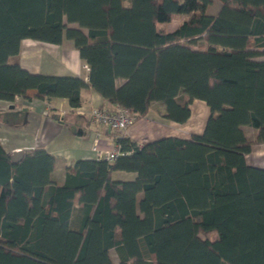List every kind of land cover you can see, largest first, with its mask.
Segmentation results:
<instances>
[{"label":"trees","instance_id":"trees-1","mask_svg":"<svg viewBox=\"0 0 264 264\" xmlns=\"http://www.w3.org/2000/svg\"><path fill=\"white\" fill-rule=\"evenodd\" d=\"M218 1L212 14V0H0V100L76 108L91 88L136 118L161 101L179 123L193 99L209 107L200 134L121 135L122 154L79 158L61 182L44 147L13 161L0 142V264H113L111 249L120 264H264V168L245 159L264 142V0ZM175 14L183 19L167 31ZM64 37L87 79L14 60L24 38Z\"/></svg>","mask_w":264,"mask_h":264},{"label":"crops","instance_id":"crops-1","mask_svg":"<svg viewBox=\"0 0 264 264\" xmlns=\"http://www.w3.org/2000/svg\"><path fill=\"white\" fill-rule=\"evenodd\" d=\"M257 59H264V55ZM14 60L35 73L88 78V66L81 60L72 40L66 37L60 43L24 38ZM121 81L119 79L117 83ZM80 96L81 106L86 108L112 105L91 88L83 89ZM189 108L190 116L179 123L167 119L164 103L155 101L145 115L137 117L124 132H114L91 123L85 114L77 113L66 98L25 99L17 96L12 102L0 100V142L8 151L44 147L56 158L52 178L61 182L70 163L79 158L96 157L92 150L96 133L99 135L97 146L104 151L116 147L121 135L143 144L170 135L190 138L192 134H200L208 118L209 107L203 100L195 98L189 103ZM241 128L249 140L255 138L256 128L247 124ZM245 159L250 165L264 168V142L253 144ZM114 176L128 179L134 173L116 171Z\"/></svg>","mask_w":264,"mask_h":264},{"label":"built area","instance_id":"built-area-1","mask_svg":"<svg viewBox=\"0 0 264 264\" xmlns=\"http://www.w3.org/2000/svg\"><path fill=\"white\" fill-rule=\"evenodd\" d=\"M73 109L79 114H85L91 123L103 126L107 130L114 132H124L136 119V115L129 108L113 103L104 107L90 106L86 108L79 106ZM44 112L47 113V110ZM98 140L99 135L96 133L92 145V150L95 152L96 157L113 160L123 153L120 152L118 145L108 151L101 150L97 146Z\"/></svg>","mask_w":264,"mask_h":264},{"label":"rangeland","instance_id":"rangeland-1","mask_svg":"<svg viewBox=\"0 0 264 264\" xmlns=\"http://www.w3.org/2000/svg\"><path fill=\"white\" fill-rule=\"evenodd\" d=\"M124 3H127V0H124ZM220 6L221 3L218 0H212V3L207 7V12L215 14ZM175 15L177 16V14ZM182 19L183 17H181V15H178V17L173 16V19H171L169 22L163 23L162 25L165 27V29L172 30L181 23ZM190 46L193 48L196 47L194 44H190ZM110 256L113 264H120L114 249L110 250ZM210 264H219V260L216 257H212Z\"/></svg>","mask_w":264,"mask_h":264},{"label":"water","instance_id":"water-1","mask_svg":"<svg viewBox=\"0 0 264 264\" xmlns=\"http://www.w3.org/2000/svg\"><path fill=\"white\" fill-rule=\"evenodd\" d=\"M11 153H12V160L13 161H18V159L22 155V150H13V151H11Z\"/></svg>","mask_w":264,"mask_h":264}]
</instances>
